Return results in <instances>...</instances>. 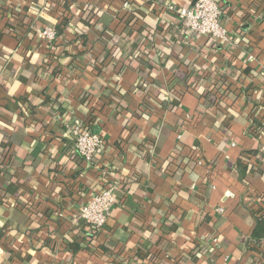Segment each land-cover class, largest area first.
I'll list each match as a JSON object with an SVG mask.
<instances>
[{
	"label": "crops",
	"instance_id": "1",
	"mask_svg": "<svg viewBox=\"0 0 264 264\" xmlns=\"http://www.w3.org/2000/svg\"><path fill=\"white\" fill-rule=\"evenodd\" d=\"M70 1L50 42L61 0H0V264H264V0H218L226 46L168 9L195 0ZM72 117L104 139L92 162Z\"/></svg>",
	"mask_w": 264,
	"mask_h": 264
},
{
	"label": "built area",
	"instance_id": "2",
	"mask_svg": "<svg viewBox=\"0 0 264 264\" xmlns=\"http://www.w3.org/2000/svg\"><path fill=\"white\" fill-rule=\"evenodd\" d=\"M168 9L178 18L188 35L206 36L224 46L229 44V32L222 20L223 6L218 0H196L192 5L183 6L172 4ZM38 35L52 42L57 37V31L54 27H46ZM63 123L72 136L74 151L87 162L95 160L105 147L102 136L90 130L78 117L63 120ZM115 201V188L107 184L79 207L78 218L92 229L103 228ZM217 210L223 211L222 208Z\"/></svg>",
	"mask_w": 264,
	"mask_h": 264
},
{
	"label": "trees",
	"instance_id": "3",
	"mask_svg": "<svg viewBox=\"0 0 264 264\" xmlns=\"http://www.w3.org/2000/svg\"><path fill=\"white\" fill-rule=\"evenodd\" d=\"M63 3V7L67 10L68 14L59 22L58 26L56 27V31L58 34H61L64 30L65 26L71 21V1L70 0H61ZM85 16V15H84ZM87 19L90 21L91 24L96 25L99 22V9H93L88 11L86 13ZM58 36V35H57ZM104 37V35H101ZM105 36L104 38H106ZM86 36L84 35V39ZM113 56V54H112ZM85 125L88 127L87 122H85ZM260 228H262V232L260 231ZM264 235V218L260 217L258 224L253 232V236L257 238H261Z\"/></svg>",
	"mask_w": 264,
	"mask_h": 264
},
{
	"label": "water",
	"instance_id": "4",
	"mask_svg": "<svg viewBox=\"0 0 264 264\" xmlns=\"http://www.w3.org/2000/svg\"><path fill=\"white\" fill-rule=\"evenodd\" d=\"M195 1H196V0H195ZM195 1H194V2H195Z\"/></svg>",
	"mask_w": 264,
	"mask_h": 264
}]
</instances>
